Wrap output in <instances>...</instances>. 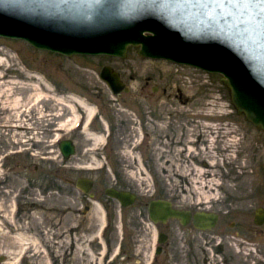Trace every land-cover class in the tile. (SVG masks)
Segmentation results:
<instances>
[{
	"label": "rangeland",
	"instance_id": "374dc122",
	"mask_svg": "<svg viewBox=\"0 0 264 264\" xmlns=\"http://www.w3.org/2000/svg\"><path fill=\"white\" fill-rule=\"evenodd\" d=\"M138 50L129 45L124 57L66 56L0 37V264H264V223L253 222L255 209L264 208V130L237 114L222 74L144 59ZM135 57L146 72L138 81L123 71ZM104 66L118 72L124 84L119 93L102 83ZM33 71L51 83L50 93L64 99L76 94L95 106L90 127L109 131L107 143L94 148L80 125L58 129L69 115L64 102L28 101L30 86L39 81ZM14 95L22 99L16 108L9 104ZM102 120L108 123L106 132ZM208 124L216 125L215 133ZM140 125L149 133L143 141L137 139ZM229 129L236 132L227 134ZM211 136L217 163L208 169L220 185L219 199L191 205L194 172L182 168H207ZM57 137L74 144L68 159L62 158ZM197 137L200 141L193 142ZM235 137L238 147L223 152L222 143ZM187 146L194 147L191 154ZM229 153L232 159L225 156ZM93 157L101 166L86 168ZM246 159L249 167L243 169ZM245 175L251 185H240ZM79 177L92 180L90 192L103 210V225L89 196L75 186ZM108 187L133 192L136 200L120 207L104 194ZM250 191L243 210L239 197ZM152 199L217 213V223L209 230L178 219L154 224L147 212ZM153 227L166 235L157 255Z\"/></svg>",
	"mask_w": 264,
	"mask_h": 264
},
{
	"label": "water",
	"instance_id": "95a60500",
	"mask_svg": "<svg viewBox=\"0 0 264 264\" xmlns=\"http://www.w3.org/2000/svg\"><path fill=\"white\" fill-rule=\"evenodd\" d=\"M0 36L66 56L124 57L129 45L139 46L145 58L218 72L237 114L264 130V0H0ZM100 77L113 93L124 89L112 67L104 66ZM59 150L68 159L75 147L66 139ZM75 185L93 196L90 178L79 177ZM104 194L123 207L136 200L135 193L114 187ZM147 211L153 223L178 219L201 230L218 220L217 213H192L165 199L150 200ZM253 222L264 223V208L255 209ZM165 240L157 234L159 244Z\"/></svg>",
	"mask_w": 264,
	"mask_h": 264
},
{
	"label": "bare ground",
	"instance_id": "6f19581e",
	"mask_svg": "<svg viewBox=\"0 0 264 264\" xmlns=\"http://www.w3.org/2000/svg\"><path fill=\"white\" fill-rule=\"evenodd\" d=\"M15 39H19V38L16 37ZM111 56H114V55H111ZM130 62H131V64L128 67L129 69L127 71L126 70H123V71L126 73L127 76L133 78L135 81H138L146 73L145 71H143L140 68V65L143 64V61H140V59L137 60L135 57L134 59L130 60ZM83 70H85V69H83ZM31 74H32V76L38 78L39 81L36 83V85H34V87H33V85L30 86L32 93L27 97L28 101H34V102L37 101L38 102L42 99H45V97H53L56 100H58L59 103L64 102L65 106H67L69 108V115L65 119H62V121L58 125V129L69 128V127H73L74 125H76V123L80 119V115L78 114L79 109L77 110V107H76V105H78L79 107H81V109L83 110V112L85 114L84 120L80 124L81 130L83 131L85 136L92 142V146L97 147L99 144H102L106 140V134L105 133H101L98 131L95 132L90 127L91 126V120L94 119L96 117V114H97V108L95 106L91 105L85 99H83L82 97H80L76 94H70L67 96V99H64V97L59 96L54 92L50 93V91H53V87H52L51 83L47 82V80L44 77H42L39 73H36L33 71ZM101 80H102V83H104V84L106 83L103 79H101ZM42 85L44 87H42ZM11 90H13V89L11 88ZM21 101H22V99L20 97L14 95V97L11 98L9 104L11 105L12 108H14V107L16 108V107H18V105H20ZM213 111L214 110H212L211 108L210 109L208 108L207 113L212 115L214 113ZM102 123L104 125V131L106 132L109 129L108 123H107V121H104V120H102ZM208 125H210L207 127V128H209L208 130H210L209 132L215 133L216 131L213 129H215L216 125H214V124H208ZM212 127H214V128H212ZM137 129L139 131V136L137 139H139L141 136V134H140L141 132H140V128H137ZM233 132H236V131L233 129H229L226 133L229 134V133H233ZM143 133H145V132H143ZM200 135L201 134L199 133L198 137ZM198 137L196 139H192V141L193 142L200 141V138H198ZM65 139L66 138H63L62 141ZM228 140H229L228 142L224 141L222 143L221 148H222L223 152L228 151V150L234 151L238 147V144L240 143L239 137L238 138L235 137V138H231V139L228 138ZM215 142L216 141H215L214 136H211L210 143L206 147V148H208V150H207V152H205V157H207L206 158L207 159V165L205 167H207V168L192 166L191 170H190L188 165H185L182 168L183 173H185V172L187 173L188 171L194 172L193 178L189 179L190 183L192 184L191 185L192 188L189 191V197H190V199L195 198L194 201L189 202L191 205L192 204L194 205L196 203L203 204L205 202H210V201L219 199V196L216 193V191L220 185H218V183L215 181V178H214L215 173L213 172V170L208 169V167L214 168L216 166V163H217L216 162V155L214 153H212V149L214 148ZM263 147H264V145H262V148ZM193 148H194L193 146H187V151H189L191 154L192 150H194ZM254 151H255V149H254ZM225 156L227 157V159L233 158L231 153L226 154ZM248 156L249 155H245V158ZM137 157H138V160L141 161L139 154H137ZM247 159L242 164L243 169H246L247 167H249ZM93 160L94 161H92V163L87 164L85 167L86 168H92V167H100L101 166L100 164L102 162L96 160L94 157H93ZM180 171H181V169H180ZM240 174H244V171L240 172ZM245 176H246L247 180L241 181L240 185H246V186H247V184L251 185V182H252L251 176H247V175H245ZM184 190L185 189H183V191ZM251 195H252V192L250 191L249 193L244 194L242 197H239V200H240L239 204L242 206L243 210H246L248 208L247 202L251 198ZM91 198L92 199H90L89 201L94 206L95 215L99 218L101 225H103V223H104L103 218H102L103 217V210L101 209L99 203L93 197H91ZM186 200L187 199H185V201ZM168 201H170V200H168ZM170 202H171V204H173L172 201H170ZM182 210H188L191 212L192 211H194V212L204 211V210H191V209H182ZM155 233H156V231L153 227V243H154L155 236H156Z\"/></svg>",
	"mask_w": 264,
	"mask_h": 264
},
{
	"label": "flooded vegetation",
	"instance_id": "af4514ba",
	"mask_svg": "<svg viewBox=\"0 0 264 264\" xmlns=\"http://www.w3.org/2000/svg\"><path fill=\"white\" fill-rule=\"evenodd\" d=\"M146 122H147V121H146ZM139 124H141V121H139ZM140 131H141V139H142V141H143V139H145V138H147V136H149V133H148V132L143 133L142 130H141V125H140ZM109 135H110V132L107 131V132H106V137H109ZM107 139H108V138H106L105 143H107ZM142 157H143V156L140 155V159H141V161L143 160ZM127 207H128V206H127Z\"/></svg>",
	"mask_w": 264,
	"mask_h": 264
}]
</instances>
